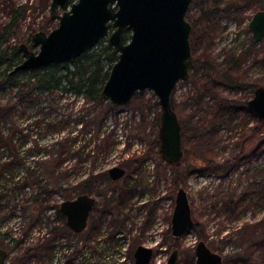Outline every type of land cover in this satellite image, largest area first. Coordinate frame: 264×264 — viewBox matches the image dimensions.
Listing matches in <instances>:
<instances>
[{
  "label": "rangeland",
  "instance_id": "rangeland-1",
  "mask_svg": "<svg viewBox=\"0 0 264 264\" xmlns=\"http://www.w3.org/2000/svg\"><path fill=\"white\" fill-rule=\"evenodd\" d=\"M195 1L196 5L193 3L188 12L191 17L200 15L206 8H217L215 0ZM224 1H237L243 13L221 9L212 17L218 27L197 49L200 73L193 79L180 81L172 95L186 150L180 166L168 164L153 145L158 136L160 107L151 89H146L143 97L134 98L128 105L111 107L100 128V132H104L101 136L99 132L95 136L98 129L94 125H90L91 133L87 135L79 133V127L74 125L78 130L71 134L72 143L78 148L88 145V140L90 144L84 151L85 155L89 153L87 162L75 170L69 184L74 185L89 174L100 173L114 165L125 168L126 174L116 181L96 183L91 194L97 202L87 228L81 233L65 232L53 238L54 262L136 264L135 250L145 245L154 250L149 264H167L176 248L179 251L176 264H196L195 247L203 239L223 255L222 264H264V243H259L264 230L256 232V237L261 235L259 238L249 235L250 225L259 226L258 222L264 219V210L236 207L230 201L234 195L238 198L251 181H257L256 170L264 159L258 153L264 150V124L258 126L259 130L253 135L258 123L245 112L257 84L264 86V38L252 45L248 21L257 9L256 1ZM50 3L51 0H0V48L12 49L27 43L35 31L55 28L58 19L50 18ZM203 3L206 8H202ZM220 7H224V3ZM205 25L202 21L201 28ZM107 42L104 38L90 51L100 50ZM31 48L39 49L38 46ZM230 53L243 60L232 76L234 80L227 83L223 71ZM206 55L213 57L219 66L203 67ZM197 97H202L200 105ZM224 101L240 111L239 117L215 125V134L203 136L206 122L215 118V111ZM248 135L253 136L245 142L243 138ZM53 138L54 135L45 136L44 143H51ZM143 156L144 160L136 165L135 160ZM237 156L231 166H227V161ZM209 160L214 163L208 164ZM180 185L188 192L193 219L200 223L204 237L195 227L180 238L172 235V214ZM55 213L54 210L47 212L51 218ZM93 228L97 231H92ZM48 231V224L43 223L32 235L41 237L43 242ZM9 257L12 260L15 255L9 252ZM27 264L49 263L34 257Z\"/></svg>",
  "mask_w": 264,
  "mask_h": 264
},
{
  "label": "trees",
  "instance_id": "trees-1",
  "mask_svg": "<svg viewBox=\"0 0 264 264\" xmlns=\"http://www.w3.org/2000/svg\"><path fill=\"white\" fill-rule=\"evenodd\" d=\"M215 2L216 9H207L203 7L205 3L202 4V8H206L202 13V21H205L206 25L201 28V42H206L209 33L217 29L218 25L213 24L212 17L216 16L219 10L240 13L244 11L237 1ZM223 3L224 7H220ZM257 8H263V5ZM14 23L15 21L10 25ZM252 45H255L253 40ZM206 56L203 67L212 69L219 66L213 57ZM117 58L118 53L106 43L100 50L88 51L72 62L11 73L13 68L22 62V52L19 46L12 49L0 48V247L15 255V264H27L34 257L41 262L61 264L53 260L54 243L51 241L58 234L72 231L66 225L65 217L59 209L60 203L82 193H91L100 180H110L108 170L104 169L100 173L89 174L74 185L68 183L75 170L87 162L89 153L85 155L84 151L90 144L88 140V145L78 148L72 143L74 139L71 134L75 129L78 130V127L79 133L90 134V125H94L98 129L95 136H101L104 132H100V128L109 110L118 106L100 96ZM242 60L243 58L237 57L235 53L227 55L223 71L224 77L228 78L227 83L232 82V76L235 70L239 69ZM205 85L211 86L210 83ZM259 86L261 85L257 84L255 89ZM143 96L138 93L134 98ZM201 98H196L198 105L202 103ZM172 103L175 109L173 100ZM239 112L227 101L221 102L215 114L213 112L215 118L206 122L203 136L215 134V125L232 122L239 117ZM245 112L247 117L258 123L253 129L254 135L259 130L258 126L264 124V120L256 118L248 110ZM246 116L244 115L245 118ZM158 120L160 125L159 117ZM53 135L51 143H44L45 136ZM93 135L92 133L91 137ZM253 135H248L243 140L246 142ZM153 145L158 147L157 137L153 140ZM258 153L264 158V150H259ZM239 156L227 161V166H231ZM143 160L144 156L139 157L135 164H140ZM73 161L75 163H71ZM213 163L214 160L208 161V164ZM256 171L257 181H251L238 198H234L235 195L231 198V203L236 207L264 210V159ZM64 182L67 185H64ZM49 210L56 212L55 217L51 218L47 214ZM43 223L48 224L50 231L42 242L41 237L33 236L32 233ZM258 225L257 228L253 224L250 225V236H255L259 229L264 230V219L259 221ZM200 226L198 221L195 222L194 227L199 229L200 235L204 237ZM95 228L92 231L96 232ZM263 234L264 232L261 235ZM259 243H264V235L259 239Z\"/></svg>",
  "mask_w": 264,
  "mask_h": 264
},
{
  "label": "water",
  "instance_id": "water-1",
  "mask_svg": "<svg viewBox=\"0 0 264 264\" xmlns=\"http://www.w3.org/2000/svg\"><path fill=\"white\" fill-rule=\"evenodd\" d=\"M193 0H51L50 17L58 25L46 32L35 31L31 42L20 43L23 60L11 73L51 64L75 61L93 49L102 39L118 52L100 96L116 105L130 104L136 94L151 89L158 98L160 125L158 153L173 167L180 166L185 156L182 124L173 107L172 95L180 81L188 80L194 66L191 46L192 24L187 18ZM62 9L61 13L58 11ZM255 42L264 36V9L256 11L248 25ZM130 33L128 37L126 34ZM1 85V79H0ZM247 109L264 120V86L255 89L247 101ZM112 180L121 179L126 169L111 166ZM91 193H82L63 200L60 211L66 225L81 233L88 226L96 205ZM172 235L180 238L195 226L192 205L186 188L180 185L171 221ZM154 250L139 245L134 256L136 264H149ZM174 249L167 264H176ZM196 264H222L223 255L200 240L195 247ZM0 264H15L9 251L0 247Z\"/></svg>",
  "mask_w": 264,
  "mask_h": 264
},
{
  "label": "flooded vegetation",
  "instance_id": "flooded-vegetation-1",
  "mask_svg": "<svg viewBox=\"0 0 264 264\" xmlns=\"http://www.w3.org/2000/svg\"><path fill=\"white\" fill-rule=\"evenodd\" d=\"M194 1L195 0H193V2H192V4L191 5H193V3H194ZM251 0H248L247 1V3H249ZM252 1H256L257 2V5H256V8L260 5V6H262L263 5V8H257L256 9V11H258V10H263L264 9V0H252ZM196 2V1H195ZM194 5H196L195 3H194ZM199 6H200V4H199ZM201 7V6H200ZM190 8H191V6H190ZM190 10V9H189ZM255 11V12H256ZM254 12V13H255ZM253 13V14H254ZM252 14V15H253ZM189 14H187V18H188V20L191 22V24H192V33H191V46H192V53H193V56H194V66H193V69H192V71H191V76H190V78L188 79V80H190V79H193V78H195L196 77V75L198 74V73H200V67H198L197 66V49L199 48V47H201V44H202V42H201V36H202V33H201V22H202V13L200 14V15H198V16H195L194 15V17H191V15H189ZM252 15H251V17H250V19H249V21H248V25H249V22H250V20H251V18H252ZM51 18V17H50ZM52 19H54V18H52ZM249 28V27H248ZM40 30H43V29H40ZM250 30V29H249ZM45 31V30H44ZM46 32H49V31H46ZM199 32V33H198ZM33 34V33H32ZM32 34L30 35V37L28 38V42H27V44L29 45V48L30 49H32L31 48V46L33 47L34 45L32 44V42H31V36H32ZM130 35V33H127L126 34V37H128ZM196 35H197V37H196ZM252 38H253V36H252ZM263 38H264V36H263ZM262 38V39H263ZM30 39V40H29ZM261 39V40H262ZM103 40V39H102ZM101 40V41H102ZM107 40H108V38H107ZM260 40V41H261ZM253 42L256 44L257 42H255L254 41V39H253ZM24 43V42H23ZM108 43V42H107ZM99 44V43H98ZM97 44V45H98ZM114 49V48H113ZM33 50V49H32ZM92 50V49H91ZM118 53V52H117ZM23 55V54H22ZM185 81H187V80H185ZM109 174V173H108ZM126 174V173H125ZM109 177H110V175H109ZM110 179H112L111 177H110ZM119 180V179H118ZM116 181V180H115ZM95 208V207H94ZM94 210V209H93ZM93 212V211H92ZM91 212V213H92ZM90 217H91V214H90V216H89V220H90ZM89 220H88V224H89ZM72 231V230H71ZM73 232V231H72ZM13 260V259H12ZM71 260L72 259H70L69 261L71 262Z\"/></svg>",
  "mask_w": 264,
  "mask_h": 264
},
{
  "label": "built area",
  "instance_id": "built-area-1",
  "mask_svg": "<svg viewBox=\"0 0 264 264\" xmlns=\"http://www.w3.org/2000/svg\"><path fill=\"white\" fill-rule=\"evenodd\" d=\"M64 264V263H63Z\"/></svg>",
  "mask_w": 264,
  "mask_h": 264
}]
</instances>
